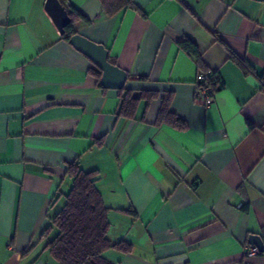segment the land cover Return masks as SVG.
<instances>
[{"label": "crops", "instance_id": "0c3cea01", "mask_svg": "<svg viewBox=\"0 0 264 264\" xmlns=\"http://www.w3.org/2000/svg\"><path fill=\"white\" fill-rule=\"evenodd\" d=\"M60 1L128 73L126 90L159 96L123 118L46 0H0V264H56L42 234L75 163L98 171L109 236L133 246L108 251L115 264H243L250 237L264 241V0H123L112 15L102 0ZM209 69L220 89L205 107ZM165 94L185 129L157 123Z\"/></svg>", "mask_w": 264, "mask_h": 264}, {"label": "trees", "instance_id": "16d2710c", "mask_svg": "<svg viewBox=\"0 0 264 264\" xmlns=\"http://www.w3.org/2000/svg\"><path fill=\"white\" fill-rule=\"evenodd\" d=\"M102 1L104 9L109 15L114 14L123 5V0ZM70 17L72 24L65 29V33L62 35L66 41H70L77 34L73 26L74 23L87 21L78 10H72ZM179 46L200 60V52L192 40L184 39L179 42ZM238 64L246 74L250 72V68L245 62L238 61ZM92 72L100 84L102 72L96 67L92 69ZM140 80L146 79L140 78ZM208 83L214 90L220 89V85L215 79V73ZM119 93L122 98L120 115L127 120L135 118L141 99L151 102L159 96L158 93L143 92L139 97H136L132 91L126 90V88ZM172 101L171 94L163 96L157 123L185 129L186 123L171 110ZM67 178L71 183L69 190L63 192L59 189L53 201L54 204L60 202L62 207L42 234V237L47 240L46 249L50 252L54 262L56 264H115L107 257L108 251L113 250L124 255L131 253L133 251L131 243L126 240L113 241L109 236L112 208L106 205L104 197L97 187L98 171H85L78 163H75L68 166ZM247 208L248 204L244 206V209ZM119 211L127 214L133 213V211Z\"/></svg>", "mask_w": 264, "mask_h": 264}, {"label": "water", "instance_id": "95a60500", "mask_svg": "<svg viewBox=\"0 0 264 264\" xmlns=\"http://www.w3.org/2000/svg\"><path fill=\"white\" fill-rule=\"evenodd\" d=\"M45 8L60 34L63 35L65 29L72 24L68 9L60 0H46ZM70 44L90 59L102 72L100 85L103 88L121 91L126 87L128 73L110 62L109 51L103 45L94 43L79 34L70 39ZM249 243L258 247L261 254H264V241L260 236L252 235Z\"/></svg>", "mask_w": 264, "mask_h": 264}, {"label": "built area", "instance_id": "2783aa9c", "mask_svg": "<svg viewBox=\"0 0 264 264\" xmlns=\"http://www.w3.org/2000/svg\"><path fill=\"white\" fill-rule=\"evenodd\" d=\"M214 71L209 69L201 72L197 79V91H196V101L201 105L208 107L214 100L217 91L209 85V79L212 78ZM261 254L258 247L254 245H248L243 253L244 263L243 264H254V258Z\"/></svg>", "mask_w": 264, "mask_h": 264}]
</instances>
